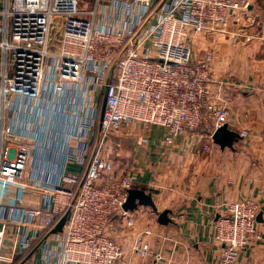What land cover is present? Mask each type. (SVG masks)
<instances>
[{
    "label": "built area",
    "instance_id": "2783aa9c",
    "mask_svg": "<svg viewBox=\"0 0 264 264\" xmlns=\"http://www.w3.org/2000/svg\"><path fill=\"white\" fill-rule=\"evenodd\" d=\"M87 1L0 0V190L51 196L52 209L28 211L14 222L35 225L32 238L44 236V264H116L125 255L115 234L119 221L126 231L138 222L136 210L125 211L124 205L140 177L125 159H111L122 150L121 145L110 150L113 137L137 135V144L146 146L152 131L161 128L165 145L173 148L179 137L195 145L202 131L213 139L216 130L229 127L215 53H197L195 41L229 34L231 19L251 5V0H94L89 6ZM67 129L76 145L70 159L82 163V175L61 172L55 182H28L30 162L47 150L43 139ZM238 134L249 137L247 131ZM260 211L256 198L217 210L218 264H236L251 238L264 243L257 231ZM67 213L62 232L54 233ZM170 219L180 224L186 215ZM7 231L6 224L0 227V260ZM155 235L141 232L131 251L151 258L145 236ZM20 247L30 250L31 238Z\"/></svg>",
    "mask_w": 264,
    "mask_h": 264
},
{
    "label": "crops",
    "instance_id": "0c3cea01",
    "mask_svg": "<svg viewBox=\"0 0 264 264\" xmlns=\"http://www.w3.org/2000/svg\"><path fill=\"white\" fill-rule=\"evenodd\" d=\"M195 42L197 53H215V76L225 82L224 95L230 107L229 128L237 133L247 131L249 137L237 141L233 149H222L209 138V131H202L195 145L188 137H179L173 148L165 145L161 128L152 131L146 146L137 144V135L132 140L113 137L110 150L117 145L122 150L112 152L111 159H125L136 168L140 177L136 188L153 197L159 213L169 210V218L186 215L180 224L161 225L152 208L139 207L132 230L126 231L121 221L117 224L115 235L125 255L116 264H218L217 210L249 198L259 201L257 231L264 235V0H251L247 12L232 18L229 34H212ZM70 135L67 129L61 134L50 132V141L43 139L47 150L35 151L37 156L28 166V182L39 178L55 182L61 172L82 175V163L70 159L76 146ZM41 159L43 173L38 172ZM41 208L52 209L49 194L0 190V227H8L0 264H44V241L32 238L35 225L14 223L21 216L27 217L28 211ZM145 230L156 234L145 236L153 252L146 259L131 251ZM24 238H31L30 250L20 247ZM236 264H264V243L251 238Z\"/></svg>",
    "mask_w": 264,
    "mask_h": 264
},
{
    "label": "water",
    "instance_id": "95a60500",
    "mask_svg": "<svg viewBox=\"0 0 264 264\" xmlns=\"http://www.w3.org/2000/svg\"><path fill=\"white\" fill-rule=\"evenodd\" d=\"M106 102H107V98L106 95L104 96V100L102 103V109H101V115H100V121L102 122L103 120V115L106 109ZM241 139L240 135L231 130L228 125H224L223 127L219 128L218 130H216V132L213 135V141L214 143H216L217 145H219L222 149H233L234 144L239 141ZM139 207H148V208H152L154 210V212H156L158 214V222L161 225H168L169 223H171V219L169 218L170 215V211L169 210H165L161 213H159L158 208L153 200V197L151 195H149L147 192H145L144 190H140V189H132L129 192V196L128 199L124 205V210L125 211H135L137 210ZM70 214L67 213L57 224L54 233H61L63 230V227L66 223V221L69 219ZM260 219V216L258 218V220Z\"/></svg>",
    "mask_w": 264,
    "mask_h": 264
},
{
    "label": "trees",
    "instance_id": "16d2710c",
    "mask_svg": "<svg viewBox=\"0 0 264 264\" xmlns=\"http://www.w3.org/2000/svg\"><path fill=\"white\" fill-rule=\"evenodd\" d=\"M101 103H103V99H102V102ZM98 136H99V126L96 127V138H95V141L94 142L97 141ZM43 239H44V236H42L41 238H39L38 241L41 242V241H43Z\"/></svg>",
    "mask_w": 264,
    "mask_h": 264
},
{
    "label": "rangeland",
    "instance_id": "374dc122",
    "mask_svg": "<svg viewBox=\"0 0 264 264\" xmlns=\"http://www.w3.org/2000/svg\"><path fill=\"white\" fill-rule=\"evenodd\" d=\"M93 2H94V0H88V1L86 2V3H87L86 5H88V6H89V5H93Z\"/></svg>",
    "mask_w": 264,
    "mask_h": 264
}]
</instances>
